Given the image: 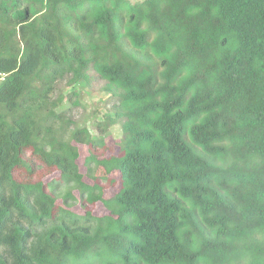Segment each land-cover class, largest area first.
I'll return each instance as SVG.
<instances>
[{
  "label": "trees",
  "instance_id": "trees-1",
  "mask_svg": "<svg viewBox=\"0 0 264 264\" xmlns=\"http://www.w3.org/2000/svg\"><path fill=\"white\" fill-rule=\"evenodd\" d=\"M0 71V264H264V0H0Z\"/></svg>",
  "mask_w": 264,
  "mask_h": 264
},
{
  "label": "rangeland",
  "instance_id": "rangeland-1",
  "mask_svg": "<svg viewBox=\"0 0 264 264\" xmlns=\"http://www.w3.org/2000/svg\"><path fill=\"white\" fill-rule=\"evenodd\" d=\"M101 97V95H97V94H94L93 96H91V98L87 101V103L88 104H91V103H94V102H98V99ZM112 132L114 133V136L116 137V138H119L120 136H121V132H120V130H119V128H113L112 129ZM82 152H83V154H86V151H85V149L84 150H82ZM36 173H37V176H36V178L37 179H43V180H45V177L43 176V174H44V171H42V170H37L36 171ZM16 174H17V176L19 177V178H21V179H26L28 176H25V174H24V172H23V170L21 169V170H18L17 172H16ZM35 179V177H33V180ZM101 185L107 190V192L109 193V194H114V193H116L117 191H118V189H119V183L118 182H115V183H112V181H109V182H103V183H101ZM88 209L89 210H93L94 212H96V213H102L103 212V208L101 207V206H94V205H88Z\"/></svg>",
  "mask_w": 264,
  "mask_h": 264
},
{
  "label": "built area",
  "instance_id": "built-area-1",
  "mask_svg": "<svg viewBox=\"0 0 264 264\" xmlns=\"http://www.w3.org/2000/svg\"><path fill=\"white\" fill-rule=\"evenodd\" d=\"M8 75L0 71V85L6 80Z\"/></svg>",
  "mask_w": 264,
  "mask_h": 264
}]
</instances>
